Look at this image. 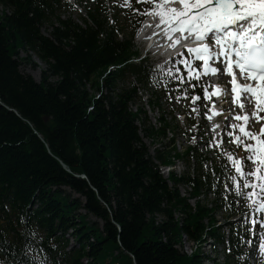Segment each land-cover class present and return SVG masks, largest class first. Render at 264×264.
<instances>
[{
	"label": "trees",
	"instance_id": "trees-1",
	"mask_svg": "<svg viewBox=\"0 0 264 264\" xmlns=\"http://www.w3.org/2000/svg\"><path fill=\"white\" fill-rule=\"evenodd\" d=\"M0 6V233L18 242L21 217H30L45 247L55 245L48 250L51 264H80L85 256L99 263L110 248L116 259L126 256L120 264H202L176 246L183 233L200 239L207 213L199 209L181 226L176 222L180 204L147 155L130 111L136 91L119 86L129 74L144 79L149 72L129 63L130 41L116 39L100 10L84 28L61 19V0H0ZM34 55L46 67L40 84L21 71L23 62L36 67ZM163 131L144 133L166 136ZM33 202L37 208L29 209ZM158 214L166 217L161 225ZM71 229L81 249L68 254L64 235Z\"/></svg>",
	"mask_w": 264,
	"mask_h": 264
},
{
	"label": "snow or ice",
	"instance_id": "snow-or-ice-1",
	"mask_svg": "<svg viewBox=\"0 0 264 264\" xmlns=\"http://www.w3.org/2000/svg\"><path fill=\"white\" fill-rule=\"evenodd\" d=\"M136 3L152 5L143 10L134 8L132 11L150 16L156 21L154 35H159L170 48L186 49L187 53L193 54L192 60L202 62L193 67L185 53L178 51L176 59L170 65H165L168 83L173 84L171 89H168L167 84L163 85L168 89L169 99L173 98L172 92H178L175 97L177 101L182 98L187 100L188 88L194 90L197 87L201 89V94L192 96L193 105L202 98L210 101L213 96L226 94L219 85L199 82L201 75L213 76L219 73L223 77L226 70V74L233 77L230 83L233 85L231 92L236 96L234 105L243 111L245 102L254 101V108L250 109L252 126L264 120V116L259 115L264 112V0H136ZM121 6L131 8V0H125ZM193 44L196 46L192 47ZM216 63H219L218 68L212 66ZM178 64H182L187 70L186 77ZM234 69L245 83L237 82ZM150 76L156 79V83H160L154 68H150ZM193 79L197 83H191ZM185 83L188 86L182 88ZM209 87L214 88V91L209 93ZM241 95L244 101L239 99ZM202 106L208 107L207 104ZM211 111L213 115L222 114L215 110V104ZM191 112L199 115L197 107H192ZM204 115L209 120L213 118L208 112ZM249 119L246 112L243 115L233 112L232 120L235 122L230 121L221 132H215L220 126L213 125L211 131L215 135L205 147L213 148L229 143L238 148L242 147L247 153L243 158L226 154L228 164L222 166L225 173L223 186L226 191L222 195L227 200V194L233 193V204L236 206H239L240 200L245 201L244 207L248 211L243 214L240 223H248L251 227L248 229L249 238L245 239L241 235L240 241L251 247L252 237L257 238V247L247 256L251 262L257 255L264 257V219L260 218L264 216V124L260 125L258 132L252 131L248 126ZM224 136L231 139L225 141ZM192 139L195 141V137ZM213 176L219 181L220 178L214 172ZM229 181L231 188L228 187ZM257 223L261 225L259 230L255 228ZM21 225L20 239L16 243L10 242L0 233V254H3L0 256V264H51L48 250L54 249L55 245L49 242L45 247L30 217L25 219L22 216ZM113 227L122 231L117 224Z\"/></svg>",
	"mask_w": 264,
	"mask_h": 264
},
{
	"label": "rangeland",
	"instance_id": "rangeland-1",
	"mask_svg": "<svg viewBox=\"0 0 264 264\" xmlns=\"http://www.w3.org/2000/svg\"><path fill=\"white\" fill-rule=\"evenodd\" d=\"M69 4L65 7V9L62 10V19L68 20L71 19L74 22H76L79 25L85 26L83 20L89 19V11L91 9H95L98 5V2L100 0H66ZM104 2L105 6V14L106 18L108 19L110 25L114 26H120L123 32L125 33V36L130 37L131 36V29H132V23L139 21L142 19V15L134 13L132 9H144L146 8V5L136 3V0H133V3H131V8L124 7L121 5H124L125 1L120 2L119 0H101ZM136 4V5H135ZM140 5L137 7V5ZM145 20V19H144ZM143 20V21H144ZM141 26V25H140ZM142 27V26H141ZM44 34H49L50 32L48 30H43ZM139 34H137V41H136V34L134 35L133 43L135 45V49L137 51L141 52V58L145 57V52L147 49H145V43L139 38ZM139 42V44L137 43ZM27 54L24 52L20 53V58H26ZM36 67L32 65H28L27 63L22 64L21 71L24 74L30 75L33 79L36 81L42 80V72L45 70L44 65H40V60L38 57L35 60ZM181 72L185 73L181 70ZM162 77V76H161ZM192 83V82H191ZM137 90H138V97L136 99L135 104L133 105V108L136 106L138 108H145L147 111V118H144L143 121L146 124V127H156L159 128V119L160 118H166L170 125L172 126L171 131H167L168 138L161 139V138H155L154 141L149 138L147 143L150 145L151 149L154 148H160L164 149L168 146L175 143L176 148L183 152L185 149L191 145H195L196 141L189 140L185 134H189L186 125L188 124V121H184L183 117L180 115V111L184 108V110H189L190 105L189 102H187L185 99H180L177 101L175 98L173 99V103H170L169 98L165 97L163 94H165V88L163 91H161V88H156L153 84H141L138 82H134ZM126 85H128L126 83ZM188 85L185 84L183 87H187ZM192 88H188V92L191 91ZM175 93V92H174ZM167 95V94H165ZM158 97L161 99L160 106H156L154 110L150 109L147 106L148 100L155 101V98ZM176 97V96H175ZM159 107V108H158ZM158 108V109H157ZM172 118V119H170ZM176 120V122H175ZM144 128V126H142ZM192 132H194L192 130ZM168 139V140H167ZM197 142H200V140H197ZM197 148L199 150H202L203 147L198 145ZM204 150V149H203ZM238 152V151H237ZM71 242H73L71 240ZM184 245L185 249L188 250V242ZM207 249V248H205ZM122 261H126V256L122 255V259H116L115 253L113 252V249L110 248L107 250L105 256L99 261V264H109L111 261H114L115 264H119Z\"/></svg>",
	"mask_w": 264,
	"mask_h": 264
},
{
	"label": "bare ground",
	"instance_id": "bare-ground-1",
	"mask_svg": "<svg viewBox=\"0 0 264 264\" xmlns=\"http://www.w3.org/2000/svg\"><path fill=\"white\" fill-rule=\"evenodd\" d=\"M155 23L156 21L148 16L142 27L140 28L138 34L140 35L139 38L145 42V44L149 43L154 45H158L159 43L163 42L164 40H161L159 35H154L155 31ZM150 37V38H149ZM42 63H40L41 65ZM43 65V64H42Z\"/></svg>",
	"mask_w": 264,
	"mask_h": 264
},
{
	"label": "water",
	"instance_id": "water-1",
	"mask_svg": "<svg viewBox=\"0 0 264 264\" xmlns=\"http://www.w3.org/2000/svg\"><path fill=\"white\" fill-rule=\"evenodd\" d=\"M9 111L17 114V112L14 111V110H10V109H9ZM46 120H48V118H46ZM64 167H65V166H64ZM65 168H66V167H65Z\"/></svg>",
	"mask_w": 264,
	"mask_h": 264
}]
</instances>
